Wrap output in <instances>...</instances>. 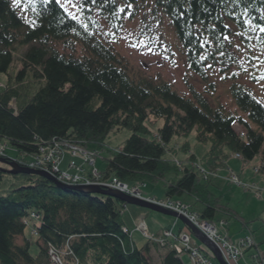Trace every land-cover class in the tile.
Masks as SVG:
<instances>
[{
	"label": "trees",
	"instance_id": "16d2710c",
	"mask_svg": "<svg viewBox=\"0 0 264 264\" xmlns=\"http://www.w3.org/2000/svg\"><path fill=\"white\" fill-rule=\"evenodd\" d=\"M153 1L155 10L171 21L190 70L205 79L219 58L232 57L226 40L232 33L230 24L244 33L252 25L264 42V0ZM140 2L81 0L87 14L83 25L57 0H31V24L11 0H0V75H9L16 49L34 44L22 59L23 69L0 89V143L33 158L52 141L88 150L94 146L103 153L106 140L127 129L132 136L105 159L102 180L118 178L133 187L163 181V201L187 198L192 204L181 202L191 207L201 222L217 228V222L225 227L237 221L245 231L250 222L211 191L212 182L203 181L196 168L217 173L233 155H240L245 166L259 158L258 173L264 177V104L242 85L234 84V104L246 117L228 114L200 93L193 91V98H185L166 81L135 74L97 35L95 15L109 23L117 19L120 6L129 8ZM59 46L72 51L82 47L84 56L62 54ZM30 74L33 78L28 81ZM28 82L45 86L32 95ZM13 101L16 110L11 107ZM160 122L163 125L158 128ZM193 133L198 143L209 146L201 161L188 141ZM175 138L186 142L170 148ZM169 149L175 158L180 152L187 155L181 166L169 158ZM88 176L92 179L90 173ZM11 178L17 183L10 184L8 196H0V264H58L52 261L50 251L54 250L62 264H154L149 258L151 246L161 248L153 241H147L144 248L136 247L130 230L125 232L126 206L118 199L61 190L35 175ZM32 214L40 217V224L34 226L38 257L31 255L24 232ZM162 232L155 236L165 238ZM182 232L192 237L187 227ZM201 251L213 259L206 248ZM182 254L172 249L162 264H185Z\"/></svg>",
	"mask_w": 264,
	"mask_h": 264
},
{
	"label": "rangeland",
	"instance_id": "374dc122",
	"mask_svg": "<svg viewBox=\"0 0 264 264\" xmlns=\"http://www.w3.org/2000/svg\"><path fill=\"white\" fill-rule=\"evenodd\" d=\"M57 1L62 5L68 15L85 25L87 14L82 8L81 0ZM11 2L18 13L25 18L26 22L31 24V17L29 14L31 0H11ZM95 17L98 22L97 35L107 46H111L119 56H122L126 60L135 74L145 76L152 80L166 81L172 86L175 92L185 98H193V91L200 93L214 106H222L228 114L246 117L240 114L236 104H234L231 94V88L234 84L242 85L246 92L253 94L262 105L264 104V42L260 41L259 32L256 31V28L252 25H249L248 31L244 33L240 31V29H237L235 25L230 24L232 33L226 40L231 44L230 50L232 57L219 58L218 64L207 70V78L205 79L190 70L187 55L176 39L171 21H169L163 12L155 10V1L142 0L138 6H130L129 8L120 6L117 19H111L109 23L99 14L95 15ZM33 45L34 44H31L24 46V48L19 47L16 49L17 51L13 59L14 64L10 68L9 75H0V89L7 85L10 76L15 79L18 73L23 69L22 59ZM59 48L62 54L74 55L75 57L84 56V51L82 47L79 46L75 51L69 49L65 50L61 46H59ZM32 78V74H30L27 80L31 81ZM32 85V82H28L27 90L30 93L32 92V95H35L38 89L45 86V83L42 82L41 84L36 83V85ZM19 103L22 105L21 102ZM11 107L16 110L17 104L13 101ZM162 125L163 122H160L158 128L162 127ZM131 136L132 132L124 129L117 131L106 140L107 148L96 161L99 171L104 170L106 164L105 159L112 156L111 152L122 147ZM188 141L190 142L191 149L196 155L197 160L201 161V158L209 151V146L198 143L195 138V133L189 137ZM185 142L186 140L183 138H175L170 144V148H179V146ZM6 146L7 157L9 159L16 162L20 159L26 165L33 161L34 158L32 156L23 157L10 144ZM0 147L6 148L3 144H0ZM80 148L93 154L94 146L90 147L91 150L83 146ZM66 152L70 153V150H66ZM173 155L174 153L169 149V158L171 157V159H173L172 161L178 166L187 158V155L182 152H180L176 158ZM78 158L81 161H85L80 155H78ZM176 160H180V162L178 163ZM239 163L242 164V162ZM259 164L260 159L256 158L253 163L246 164V166L243 164L244 170H241L237 167L235 158H231L223 170H220L209 178L212 182L211 191L217 196L222 197V201L229 204L230 208L238 212L245 221L250 222L249 228L246 229L244 233L245 235L248 234L254 237L256 246L250 249L246 257L241 258L237 264H257V259L253 257L257 255L258 252L264 254V177L257 172L256 167ZM0 168L4 170L10 169L9 166L3 164H0ZM196 170H198V168H196ZM199 171L201 172V170ZM231 172L238 175L241 184H233L231 180H229ZM11 183L17 182L9 175L4 176V181L0 182V196L9 195L11 191L9 186ZM165 184L166 183L163 181H160L159 185H152L149 183L146 185L138 184L134 189L136 188V190L140 191L146 198H149L150 192L152 191V197L158 200H164L166 198ZM260 190L262 196L257 195ZM175 200L192 204L187 198ZM188 210L193 214V217L196 215L191 207L188 208ZM125 213H127V217L133 216L134 220L136 219L138 223L137 227L133 225V230H136L140 234V237H137L138 241H140V239L144 241V243L138 244V247L142 246V244L145 245V243H147L146 240L151 236L147 233L148 227H151L152 231L161 229V227H164L161 221L175 220L172 217L169 218L139 206L136 207L132 205H128V210H126ZM28 221L30 225H28L24 231L25 237L26 240L30 242L31 255L38 257L40 248L33 227L39 225L40 222L31 218H29ZM140 224L143 225L142 229H138ZM223 224L225 223L217 222L219 233L225 238L227 237L232 244H236V241L233 239L236 238L233 230L236 228H243L242 225L237 221L230 222V224L225 227H222ZM230 229L232 235L228 234ZM145 233H147L148 238ZM153 238H155V240L157 239V237ZM22 240L23 237L19 239V242H22ZM195 240L196 238L193 237V241ZM246 252L247 250L245 253ZM181 257L185 264H193L186 252H184ZM213 264H217V262Z\"/></svg>",
	"mask_w": 264,
	"mask_h": 264
},
{
	"label": "built area",
	"instance_id": "2783aa9c",
	"mask_svg": "<svg viewBox=\"0 0 264 264\" xmlns=\"http://www.w3.org/2000/svg\"><path fill=\"white\" fill-rule=\"evenodd\" d=\"M65 149L70 150V154L73 155V157L78 158V155H80L82 159H85L84 162L93 168L95 166L96 159L100 157V153H98L97 151H93L92 154L90 152L84 151L80 148V146L74 144L70 145L62 143L61 141H52L47 146L41 148L39 155L34 158V160L29 164V167L36 170H44L50 175L52 174L54 177H57L60 182H64L71 186L80 185L90 187L97 185L102 188H108L113 191H119L124 194H129L136 198L141 197L140 191H137L136 188L134 189V187H130L128 184H123L117 178L113 180L103 181L101 179V176L98 175L96 169H94V171L92 172L93 176L92 179H90V177L84 175V171L82 170V168L76 165L75 162L71 163L70 169H73L72 173L63 171L61 172L60 165L65 156ZM5 153L6 148L4 149L0 147V157L5 156ZM199 170H201V175L203 179L207 180L210 174H208V172H206V170H204L203 168H199ZM229 180H231L233 184H241L240 180L235 174H231ZM257 195L260 196L259 193H257ZM152 202L156 205L162 206L170 211H175L176 213L187 217L192 224H195L203 232V234L207 235L211 241L218 245L221 254L223 255L225 261L228 264L237 263L238 259L244 255L243 252L245 250L255 246V243L252 241L251 237H247L245 239L240 240L237 245L232 244L230 241L227 240V238H223V236L218 233L215 225L213 226L206 222H201L197 214L193 217V214H191L188 210L189 207L183 203L174 201ZM32 217L36 220H39V217L35 214H33ZM142 226L143 225L140 226V229H142ZM125 232L127 233V230H125ZM145 234L147 237V233ZM164 236L165 238L156 240L155 238H153V236H150L149 239L155 241L160 247H162L166 245V239L174 238L177 243L183 246V250L189 254V257H191L193 264H211V259L208 256L204 255L201 252V249L195 247L193 248L191 246V238L189 235L183 234L177 237L174 236L171 232L167 231L164 233ZM50 252L53 263L62 264L57 252H55V250ZM255 259H257L258 264H264V257L262 254L258 253L255 256Z\"/></svg>",
	"mask_w": 264,
	"mask_h": 264
},
{
	"label": "water",
	"instance_id": "95a60500",
	"mask_svg": "<svg viewBox=\"0 0 264 264\" xmlns=\"http://www.w3.org/2000/svg\"><path fill=\"white\" fill-rule=\"evenodd\" d=\"M0 164L9 166L10 169L8 170H4L2 168H0V172H2V174L4 176H13V177H17L19 175H26V176H30V175H35L37 177H44L47 180H49L50 182H52L56 187H58L59 189H68V190H75L77 192L80 193H90L92 195H100V196H108L111 197L115 200H119L122 203H124L125 205H132V206H136V207H141L144 208L146 210H150L156 214H161L167 217H174L176 219H178L181 223H183L184 225H186L189 230L191 231L192 235L195 236V238L203 245H206L209 250L212 252L213 256H215L218 264H227L223 258V255H221L220 249L218 248V246L216 244H214L207 235L203 234L194 224H192L185 216H181L180 214H177L173 211H169L166 208L162 207V206H158L155 205L151 202H147L141 198H135L131 195H126L123 193H120L118 191H112V190H108V189H103L99 186H70L67 185L65 183H61L60 181L57 180L56 177H54L53 175L48 174L47 172L44 171H37V170H33L24 166H21L19 163L12 161V160H5V159H0Z\"/></svg>",
	"mask_w": 264,
	"mask_h": 264
},
{
	"label": "crops",
	"instance_id": "0c3cea01",
	"mask_svg": "<svg viewBox=\"0 0 264 264\" xmlns=\"http://www.w3.org/2000/svg\"><path fill=\"white\" fill-rule=\"evenodd\" d=\"M65 155L66 156L64 157V159H63V161L61 163V170H63V171H70V169H69L70 168V164L72 163V161H75L78 165L83 166L86 174H89L91 172V168L88 165L83 164V162L80 159H74L73 156H71L68 153H66ZM235 161L237 162V167H239V169H241V170H244L243 163L242 164L239 163V162H242V161H239V160L237 161L236 159H235ZM106 167H107V165L105 164L104 170H100V171L98 170V171L101 174H103L105 172V170H106ZM150 193L152 194V191ZM151 194L149 195L150 198L157 199L155 197H152ZM160 200H162V199H160ZM126 214L127 213H125V212L123 214L124 223H125L126 229H128V231L130 230L131 238H133V241H134L136 247L139 248V249H140V247L144 248V246H146V244L148 242L146 241L147 243H145V245L142 244V246L138 247V244L144 243V241H141V239H140V241H138V238L137 237L138 236L140 237V234L136 230H133V225L136 226V227L138 225V223L136 222V219L134 220L133 216H128L127 217ZM172 218H174V217H172ZM174 219L175 220H171V221H161L162 225L164 226V227H161V229H155V230L152 231L151 230V227H148V230H149L150 233L156 234V235L161 234V232L163 230H171L175 234H179L182 231H184L187 226L184 225L183 223H181L178 219H176V218H174ZM243 230H244L243 228H241V229L240 228L239 229L236 228L235 230H233V233L235 234V237H236V238H233V239L236 241V243L239 240L247 237L248 234L245 235V233H244ZM228 234L229 235H232L231 229L228 231ZM192 245L193 246H197V247L203 246L200 242H198L196 240L194 241V243H192ZM169 251H170L169 249H162L161 250V249H158V248L156 249V248H154V247L151 246V252L149 254V258H152V261H153L154 264H162L163 257L165 255H167L169 253ZM247 253L248 252H246L245 254L247 255ZM246 255L244 256V258L246 257Z\"/></svg>",
	"mask_w": 264,
	"mask_h": 264
},
{
	"label": "bare ground",
	"instance_id": "6f19581e",
	"mask_svg": "<svg viewBox=\"0 0 264 264\" xmlns=\"http://www.w3.org/2000/svg\"><path fill=\"white\" fill-rule=\"evenodd\" d=\"M1 173H2V172H1ZM2 175H3V174H2ZM3 176H4V175H3ZM223 238H225V237L223 236ZM226 238H227V237H226ZM226 238H225V239H226ZM227 240H228V239H227ZM228 241H229V240H228ZM167 242H168V241L166 240V245H167ZM166 245H165V246H166ZM201 252H202V251H201Z\"/></svg>",
	"mask_w": 264,
	"mask_h": 264
}]
</instances>
